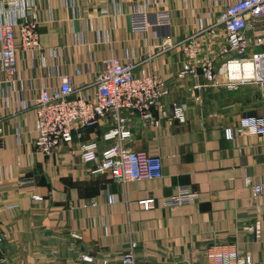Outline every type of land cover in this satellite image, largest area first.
<instances>
[{
	"label": "crops",
	"instance_id": "obj_1",
	"mask_svg": "<svg viewBox=\"0 0 264 264\" xmlns=\"http://www.w3.org/2000/svg\"><path fill=\"white\" fill-rule=\"evenodd\" d=\"M109 1L107 16L99 12L100 0H78L75 9L56 0L36 6L43 60L17 52V91L6 86L0 95V231L5 235L0 254L11 264H120L122 252L135 241L139 264H201L209 246L226 243L264 264V197L256 206L245 184L246 176L264 184V135L243 133L238 126L243 115L264 114L260 85L229 88L220 74L214 84L200 69L196 75L176 76L184 61L179 43L199 24L214 27L218 42H225L216 22L231 0ZM142 3L148 27L137 33L130 19ZM156 7L171 11L168 28L156 24ZM208 37H202L204 54L218 49ZM165 39L174 46L158 53L154 45ZM257 50L263 51L264 45ZM110 56L130 59L137 73H157L167 80L170 92L163 104L168 115L156 126L130 117L131 136L124 142L131 150L161 156L160 179L122 184L107 173L90 172L93 164L82 162L79 144L96 140L98 152L111 144L101 139L111 125L109 116L80 129L71 143L51 153L33 145V105L40 88L68 74L73 87L90 97L91 83ZM227 57L216 56L215 72ZM16 98H26L30 105L11 111L9 101ZM175 102L184 109L183 122L170 115ZM227 127L233 129L231 139L224 136ZM180 184L198 198L188 205L162 206V199ZM149 198L153 204L143 209L138 201ZM256 219L262 224L259 240L246 230ZM82 255L92 261H83Z\"/></svg>",
	"mask_w": 264,
	"mask_h": 264
},
{
	"label": "built area",
	"instance_id": "obj_2",
	"mask_svg": "<svg viewBox=\"0 0 264 264\" xmlns=\"http://www.w3.org/2000/svg\"><path fill=\"white\" fill-rule=\"evenodd\" d=\"M44 1L48 0H0V95H4L6 86L14 92L17 91V52L22 51L32 59L43 60L39 31L41 18L36 6ZM56 1L61 7L77 8L78 0ZM110 5L109 0H100L101 16L109 14ZM147 13V7L143 3L132 11L130 23L134 32L146 31ZM154 14L158 26H170L169 9L156 7ZM216 23L224 30L225 42H218L214 27L199 24L194 33L187 35L179 43L184 61L176 76L196 75L200 69L205 79L214 84L217 83L216 75L220 74L222 82L229 88L242 83H258L264 101V50H257L264 45V0H231L220 11ZM205 34L209 36L208 43H218V49L209 48L206 54L202 46V37ZM96 39L99 40V35H96ZM165 40L164 43L154 45L159 49L158 53L174 46L170 39ZM219 55L230 57H227L215 72L213 61ZM245 64L251 65L249 74H231L234 72L233 66L244 68ZM135 65L130 59L117 56L104 59L91 83L93 93L90 97L83 96L80 89L73 87V78L68 74L59 75L53 83L43 85L33 105L35 149L51 153L65 147L73 141L75 135H80V129L93 127L109 116L111 125L102 132L101 139L110 141L111 144L100 152L96 140L79 144L82 162L93 164L90 172L107 173L122 184L162 178L161 156L143 150H131L124 144L131 136L128 124L130 117L137 115L143 122L156 126L159 119L168 115L163 104V99L170 92L167 80L157 73H137ZM29 105L30 102L26 98L9 101V107L15 113L27 109ZM170 115L178 122L185 120L184 109L179 103H172ZM238 126L243 133L262 136L264 114L243 115L239 118ZM2 131L0 128V132ZM224 136L231 139L233 129L225 128ZM245 184L250 189L252 202L256 206L260 205L257 201L264 197V184L255 183L250 176L245 177ZM33 198L40 199L37 195ZM197 198V192L186 184H180L173 193L162 199V206L171 208L188 205ZM113 201L114 197L110 195L109 202ZM138 203L147 210L153 204V199L139 200ZM246 230L254 240H259L262 235L261 220L256 219L248 224ZM72 236L80 237L78 234ZM4 240L5 235L0 231V251L4 247ZM136 247L135 241L128 244L121 254L120 264H139L135 256ZM205 255L206 261L201 264H257L249 254L235 245L226 243L212 244L207 248ZM81 258L85 262L92 261V257L88 255H82ZM0 264L11 263L0 254Z\"/></svg>",
	"mask_w": 264,
	"mask_h": 264
},
{
	"label": "bare ground",
	"instance_id": "obj_3",
	"mask_svg": "<svg viewBox=\"0 0 264 264\" xmlns=\"http://www.w3.org/2000/svg\"><path fill=\"white\" fill-rule=\"evenodd\" d=\"M250 69H251V65L250 64H245L244 65V68H241V67L240 68H237V67L233 66L232 67V70L234 72H232L231 74H233L234 76H237L238 74H243V73L249 74L251 72Z\"/></svg>",
	"mask_w": 264,
	"mask_h": 264
},
{
	"label": "trees",
	"instance_id": "obj_4",
	"mask_svg": "<svg viewBox=\"0 0 264 264\" xmlns=\"http://www.w3.org/2000/svg\"><path fill=\"white\" fill-rule=\"evenodd\" d=\"M94 127V126H93ZM88 128H90V127H88Z\"/></svg>",
	"mask_w": 264,
	"mask_h": 264
}]
</instances>
